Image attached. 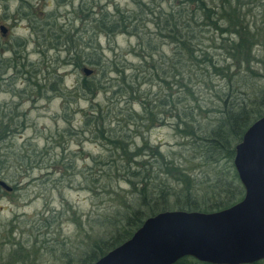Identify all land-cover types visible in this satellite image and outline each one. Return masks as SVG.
<instances>
[{
	"label": "trees",
	"instance_id": "16d2710c",
	"mask_svg": "<svg viewBox=\"0 0 264 264\" xmlns=\"http://www.w3.org/2000/svg\"><path fill=\"white\" fill-rule=\"evenodd\" d=\"M40 1L43 0H17L14 11L16 19L26 21L33 34L48 26L54 34L58 33L55 40L63 37V43H55L52 48L45 47L38 52L44 54L49 49L63 46L66 56H71L73 67L81 68L85 64L101 69L99 79L91 70V75L84 76L78 84L79 91L86 95L100 90L107 92L100 79L105 76L103 68L110 69L109 72L116 76L111 95L123 97L125 105L129 101H138L141 107L139 116L126 106L117 108L113 104L105 109L94 105L90 107L93 109L90 114L84 116L83 127L101 141L104 152L108 153L103 160H91L96 167L93 173L80 175L84 188L92 195H116V189L123 183L131 197L128 204L121 202L120 208L110 209L93 219L78 256L68 254L64 264L94 263L127 240L144 219L156 213L168 210L216 212L242 198L243 190L233 169L232 158L234 146L244 131L264 115V83L259 87L252 84L253 79L261 77L253 63H257L256 67L264 72L263 60L255 58L264 49V0H129L133 6L130 10H121L117 6L110 10L99 5L101 1L107 4V0H95L98 2L96 5L79 0L73 10L79 29L72 26L62 29L54 21L50 24L38 22L42 10L35 11L33 5L37 6ZM53 2L58 8L66 0ZM53 13L45 14V20L53 19ZM142 16L149 17L146 22L152 24L154 36L162 41L159 44L171 47L169 56L159 52L162 48L152 46L150 38L146 39L143 24L140 27L144 20ZM77 31L88 33L93 38L92 42L81 47L72 44V36L69 35ZM119 34L136 38L143 66H146V61H152L155 53L160 54L159 63L151 65V77L162 85L165 93L156 96L151 103L143 102L144 98L133 88L137 85V74L128 81L124 64L118 65L119 61L114 59H103L96 39L103 36L108 40ZM24 47V41L20 39H13L8 46L0 44V81H4V75L11 72L21 76L34 95L55 93L63 100L66 92H63L59 76H55L52 84L41 91L43 86L35 80L36 71L32 74L24 70L25 65L20 61H25L20 57ZM211 50L219 51L220 55H211ZM6 53L9 57H3ZM215 77L225 83L221 91L213 93L220 106L215 108V116L208 120L205 116L208 111L194 95L195 90L200 89L199 85L203 89ZM250 81L252 86H249ZM33 94H28V97ZM186 100L192 106H185ZM113 109L117 110L113 123L104 124L102 115L107 116ZM166 114L173 119L174 134L187 140L190 146V153L185 157L187 162L196 160L202 167L196 177L179 166L178 169L171 167L172 163L165 160L158 148L142 138L141 134L157 120L156 116L164 119ZM25 118V113L18 110V104L9 107L0 104V144L13 137L19 138L25 128ZM185 144L179 145L185 147ZM12 155L19 167L27 164L23 162L29 156L22 150ZM1 159L0 168L5 156ZM70 168L72 166L65 169ZM172 183L179 188L175 190L170 185ZM13 189L14 186L11 187ZM174 264L204 263L184 257ZM253 264H264V260Z\"/></svg>",
	"mask_w": 264,
	"mask_h": 264
},
{
	"label": "rangeland",
	"instance_id": "374dc122",
	"mask_svg": "<svg viewBox=\"0 0 264 264\" xmlns=\"http://www.w3.org/2000/svg\"><path fill=\"white\" fill-rule=\"evenodd\" d=\"M84 1L88 4L98 3L95 0ZM78 2L79 0H66L63 6L56 8L53 0H43L37 6L33 5V8L35 11L42 10L38 15V22L50 24L54 21L56 26H61L62 29L71 26L79 29L73 14ZM106 2L107 4L101 1L99 5H104L105 9L110 10L112 6H117L121 10H130L133 7L129 0ZM16 6L17 0H0V26L6 30L4 34L0 33V44L8 46L13 39L23 40L25 47L21 50L20 57L25 58V61H20L25 65L24 70L32 74L36 71L35 80L43 86L41 91L52 84L55 76H59L66 95L63 100L55 93H41L36 96L29 90L21 76L12 75L11 72L4 75V81H0V104H5L6 107L18 104V110L26 115L25 128L19 138L13 137L8 142L0 144V161L5 156L0 168V180L10 187H15L10 192L0 189V264H64L68 254L78 256L92 220L104 212H109L110 209L120 208L121 202L128 204L131 197L123 183L119 184L118 190L116 189L117 196L104 193L92 195L84 188L80 175L86 176L96 170L91 160L93 158L103 160L108 156L101 141L95 139L89 130L83 127L84 116L90 114V110H93L90 107L94 105L104 108H111L113 104L117 108L126 106L139 116L141 107L138 101H129L125 105L123 97L118 94L111 95L116 85V76L106 67L103 68L105 76L100 79L106 93L100 90L93 95H86L79 91L77 86L84 77L81 73L82 67L92 70L93 76L96 75L97 79L100 78L102 70L85 64L81 68L73 67L71 56H66L63 46L40 54L39 50H44L45 47L52 48L55 43H63L64 39L60 37L55 40L58 33L54 34L48 26H45L43 31L33 34L26 21L16 19L17 16L14 15ZM51 11L54 12L53 19L45 20V14ZM141 18L144 20L140 22V27L143 24L142 31L146 39L150 38L152 46H156V49L162 48L159 52L169 56L171 47L159 44L162 41L154 36L152 24L146 22L149 17ZM69 36H72L71 43L78 47L89 45L93 40L88 33L81 31ZM96 43L102 50L103 59L107 61L114 59L119 61L118 65L124 64L128 81L137 74V85H133V88L144 98L143 102L151 103L156 96L165 93L162 85L151 77L153 72L151 65L159 63V53H155L152 61H146V66H143L135 37L119 34L107 40L99 36ZM209 52L211 55H220L217 50ZM261 53H257L255 58H261L264 62V49H261ZM3 57H9V54L6 53ZM253 66L255 70L257 68L261 77L253 79L255 81L252 84L254 87L262 86L264 72L260 67H256L257 63H253ZM224 83L223 79L215 77L211 78L203 89L199 85L200 89L195 90L198 96L195 94L194 97L204 104L205 111H208L205 113L208 120L215 116V108L220 106V103L215 101L213 93L221 91ZM28 94L33 95L28 97ZM184 102L185 106H192L188 104V100ZM116 112L117 110L113 109L107 116L102 115L105 117L104 124L114 120ZM262 112L264 114V109ZM102 113H105V110ZM160 118L159 115L156 116L158 121L155 120L153 126L141 134L142 138L151 146H156L165 156V160L172 163L171 167L177 169L181 167L196 177L202 167L197 165L196 160L194 163L187 162L185 157L190 153L187 140L174 134L173 119L168 117V114L164 119ZM159 120H163L161 124L158 123ZM182 142L187 143L185 147L179 145ZM26 144H29V147ZM19 150L29 156L23 162L27 164L22 167L18 166V161L12 155ZM68 166L72 168L65 169ZM170 185L175 190L179 188L173 183Z\"/></svg>",
	"mask_w": 264,
	"mask_h": 264
},
{
	"label": "water",
	"instance_id": "95a60500",
	"mask_svg": "<svg viewBox=\"0 0 264 264\" xmlns=\"http://www.w3.org/2000/svg\"><path fill=\"white\" fill-rule=\"evenodd\" d=\"M5 31L0 26V33ZM81 73L87 77L92 71L83 67ZM232 166L243 190L238 202L210 213H156L92 264H174L184 257L204 264L264 260V115L247 127L234 146ZM0 189L11 191L2 180Z\"/></svg>",
	"mask_w": 264,
	"mask_h": 264
}]
</instances>
